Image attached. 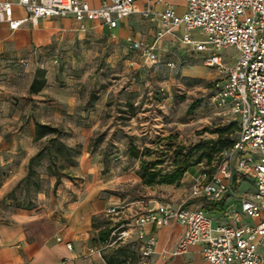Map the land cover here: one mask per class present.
I'll list each match as a JSON object with an SVG mask.
<instances>
[{
	"label": "rangeland",
	"instance_id": "1",
	"mask_svg": "<svg viewBox=\"0 0 264 264\" xmlns=\"http://www.w3.org/2000/svg\"><path fill=\"white\" fill-rule=\"evenodd\" d=\"M218 54L233 60L238 56L234 47ZM55 56L0 65V92L7 93L10 83L20 89L21 97L17 99H24L28 93L32 94L33 82L44 77L45 87L50 88L52 95L33 94L35 100L51 105L62 99L73 102L71 108L67 105L71 113L61 117H55L52 112L55 109L47 106L37 112L40 121L61 131L71 150L69 156H59L53 167L62 177L61 184L54 187L56 178L47 171L51 158L45 152L35 161L38 175L31 178L29 186L22 180L3 189L0 222H9V213L15 209L39 208L57 201L70 182L84 183L86 178L77 177L76 168L86 150L97 154L102 173L114 170L117 174H137L141 178L143 163L161 175L170 174L185 162L196 161L195 148L201 142L216 140L230 127L235 130L234 137L237 136L236 118L214 103L219 74L204 64V53H194L177 41L160 44L159 61L154 63L131 54L123 41L107 38L90 46H77L67 57ZM30 95L29 100H34ZM90 124L96 127L93 136L89 142L79 143L80 131ZM37 146L41 148L39 143ZM56 148L52 150L56 152ZM218 158L219 155H213L212 161L206 159L200 164L214 171L221 163ZM198 165L191 166L177 184L149 186L141 179V183L126 181L107 189L105 193L120 200L115 213L95 218L94 228L105 232L115 224L103 245H110L105 249L110 263L126 264L128 259L131 264L146 261L135 219L152 209L157 201H188L189 174ZM7 176L9 170L1 169L0 187ZM176 192L180 194L178 199H174ZM99 234L93 236V245L99 246Z\"/></svg>",
	"mask_w": 264,
	"mask_h": 264
},
{
	"label": "built area",
	"instance_id": "2",
	"mask_svg": "<svg viewBox=\"0 0 264 264\" xmlns=\"http://www.w3.org/2000/svg\"><path fill=\"white\" fill-rule=\"evenodd\" d=\"M140 1L149 2L111 0L92 8L86 0H4L0 1V23L16 31L27 22L36 25L41 19L72 16L85 31L87 21L100 20L115 29L120 20L141 14L159 21L153 42H136L132 37L126 40L128 49L138 50L143 60L158 62V43L168 36L195 53H204V64L220 76L214 103L236 118L237 136L233 146L222 154L216 170L197 166L191 175L188 201L177 206L157 201L135 219L142 257L150 258L156 246L154 237H146L145 227L178 222L186 231L177 244L176 254H185L190 246L201 245L209 264H263L260 249L264 248V0H157L167 2L160 14L149 4L139 10ZM172 2H183L184 13L179 14ZM16 6L25 11V18L14 17ZM231 47L238 52L235 60L218 54ZM239 181L251 183L254 191L239 192ZM195 200L204 205L189 209L187 204ZM207 202L214 204L212 209L205 208ZM115 211L111 209L109 213ZM218 214L226 222L218 221ZM67 247L73 249L71 244ZM101 253V248L88 250L90 256Z\"/></svg>",
	"mask_w": 264,
	"mask_h": 264
},
{
	"label": "crops",
	"instance_id": "3",
	"mask_svg": "<svg viewBox=\"0 0 264 264\" xmlns=\"http://www.w3.org/2000/svg\"><path fill=\"white\" fill-rule=\"evenodd\" d=\"M86 1L92 8H98L111 0ZM166 3L157 0L140 1L137 7L143 10L149 4L155 13L160 14L166 9ZM172 4L179 14L184 13L183 2ZM14 17L23 19L26 13L21 7L16 6ZM85 25L86 30H81V24L72 16L41 19L36 25L27 22L16 31L10 30L7 24L0 23V65L6 67L10 62L29 60L33 62L41 56L58 57V54H61L62 57H67L73 48L90 46L103 38L116 42L121 40L126 47V40L129 37L136 42H153L159 29L158 19L151 20L141 14L120 20L115 29H110L100 20L87 21ZM175 41L177 40L170 36L160 40L158 55L160 44ZM185 47L193 52L191 48ZM128 51L140 57L138 50ZM8 85L9 92H0L3 94L0 96V170H9V176L0 187V198L3 189L9 187L8 185H15L25 179L30 160L39 150L35 142L36 123H48L40 121L37 112L41 111L43 106H47L55 109L52 110L55 117H61L71 113L69 108L73 105V102H67V99L53 105L35 100L36 95H52L47 86L38 94H34L35 96L28 93V96H24L26 98L20 100L17 99L21 97L20 89L11 86L10 83ZM29 95L34 100H29ZM95 128L90 124L88 129H82L77 141L89 142ZM78 161L77 177H85L84 183L70 182L67 184V190L63 191L57 201L39 208L15 209L9 213V222H0V264H116L109 263L105 255V249L110 245L103 246L105 243L101 240L99 246L93 245V236L101 231L94 228V220L99 215L108 217L109 211L115 209L120 200L113 194L105 193L107 189L126 181L141 183V178L137 174H117L114 170L102 173V164L98 162L97 154L91 150L84 151ZM195 171L194 169L189 174L190 179ZM237 188L239 192L254 191L253 185L249 182L239 181ZM179 197L180 194L176 192L174 199ZM163 201H169L176 206L181 204L173 200ZM202 205L203 201L195 200L189 202L187 207L194 209ZM218 216V221L226 222L219 214ZM114 226L115 224L111 227ZM185 231V226L178 222L164 227H145L146 237H154L156 246L154 254L139 264H209L203 257L201 245L190 246L185 254L175 253ZM68 244L72 245V250L68 249ZM89 248H101V256L99 254L90 256ZM260 252L264 255V248H261ZM130 260L128 259L126 264H131Z\"/></svg>",
	"mask_w": 264,
	"mask_h": 264
},
{
	"label": "trees",
	"instance_id": "4",
	"mask_svg": "<svg viewBox=\"0 0 264 264\" xmlns=\"http://www.w3.org/2000/svg\"><path fill=\"white\" fill-rule=\"evenodd\" d=\"M46 85V80L43 77L41 80H35L31 86V93L38 94ZM238 132V131H237ZM235 130L231 127L223 130L220 133V136L216 140L203 141L198 144L195 148L197 152V158L194 163L185 162L183 166L178 168L176 171L170 174L161 175L156 170L147 168L146 164H142L140 176L145 185H155V184H177L187 173L191 166L200 164L203 160L208 159L209 161L213 160V155H219L218 160L221 161L222 154L229 150L235 142ZM62 133L58 128H55L48 124H42L40 122L36 123V137L35 142L41 145L37 154L30 160L28 174L22 183H25L27 186L30 185L31 178L37 176L38 172L35 169V161L46 153L49 154L51 158V164L48 166L47 171L49 176L55 177L56 181L54 187H58L62 182V177L53 171V167L57 165L60 160L59 156L67 157L70 155L71 150L66 145L65 141L61 137ZM53 147L56 148V152L52 150ZM65 169V168H63ZM158 177H161L158 180ZM214 204L206 203L205 208L207 210L212 209ZM114 231L113 227H109L105 232H100V239L103 243L108 241L110 234ZM110 263V262H109Z\"/></svg>",
	"mask_w": 264,
	"mask_h": 264
}]
</instances>
